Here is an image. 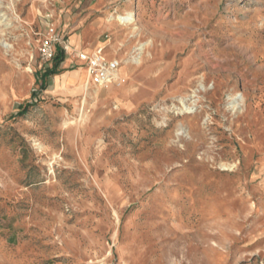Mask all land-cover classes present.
I'll return each mask as SVG.
<instances>
[{"label":"rangeland","instance_id":"obj_1","mask_svg":"<svg viewBox=\"0 0 264 264\" xmlns=\"http://www.w3.org/2000/svg\"><path fill=\"white\" fill-rule=\"evenodd\" d=\"M85 1L0 0V264H264V0H119L123 81L46 79Z\"/></svg>","mask_w":264,"mask_h":264},{"label":"crops","instance_id":"obj_2","mask_svg":"<svg viewBox=\"0 0 264 264\" xmlns=\"http://www.w3.org/2000/svg\"><path fill=\"white\" fill-rule=\"evenodd\" d=\"M118 1L119 0H87L84 2V6L82 8V12L86 11V13L78 22V32L70 34L68 33V28H63L58 31L70 38V43L72 44L75 52L92 53L102 49L104 55L108 59H116L113 58L114 56H112V54L107 52V44L109 42H102L101 37L102 34L105 33L106 29H108V26H106L103 21L102 13H106L108 10L113 9ZM65 57L67 58L65 59ZM70 58H73V60H70ZM62 65L72 69L79 68L80 71L72 72L69 75H73L72 77H74L75 80L71 85H80V81L83 77L81 71H87V68L85 67L86 65L80 62L74 53L64 55Z\"/></svg>","mask_w":264,"mask_h":264},{"label":"built area","instance_id":"obj_3","mask_svg":"<svg viewBox=\"0 0 264 264\" xmlns=\"http://www.w3.org/2000/svg\"><path fill=\"white\" fill-rule=\"evenodd\" d=\"M58 51L64 55L74 53L77 59L84 63L90 77V84L95 87H106L116 79L122 66L118 59H108L102 49L92 53L75 52L70 38L54 29H50L48 35L41 43L40 57L45 63L52 62Z\"/></svg>","mask_w":264,"mask_h":264},{"label":"bare ground","instance_id":"obj_4","mask_svg":"<svg viewBox=\"0 0 264 264\" xmlns=\"http://www.w3.org/2000/svg\"><path fill=\"white\" fill-rule=\"evenodd\" d=\"M112 20H117L119 21L120 23H122L123 25H131V24H134L137 20V17H136V14H129L128 16L126 17H121L119 16L118 18H114L112 17L111 18V21ZM139 51L140 52H143V47L142 48H139ZM141 53L135 58V63H140V56ZM134 63V62H133ZM84 71V70H83ZM121 69L119 70L118 72V75L116 77V79L113 81V83L110 85V86H113V85H117L119 84L120 82L123 81V78H122V75H121ZM88 72V71H87ZM69 76V75H68ZM65 77V75H64ZM70 77V76H69ZM87 77V76H86ZM88 77H89V74H88ZM76 79V78H75ZM70 80L72 81L73 79L70 78ZM88 83V84H87ZM85 84V87H88L90 86V77H89V81ZM67 86V85H66ZM236 107V106H235ZM193 110V109H192Z\"/></svg>","mask_w":264,"mask_h":264},{"label":"trees","instance_id":"obj_5","mask_svg":"<svg viewBox=\"0 0 264 264\" xmlns=\"http://www.w3.org/2000/svg\"><path fill=\"white\" fill-rule=\"evenodd\" d=\"M63 61H64V54L61 52H58V55L54 59V62H55L54 69L52 71L47 72L46 79L52 75L58 74V72H57L58 68H59L60 64L63 63ZM46 86H47V84H44L43 90H45L47 88Z\"/></svg>","mask_w":264,"mask_h":264}]
</instances>
